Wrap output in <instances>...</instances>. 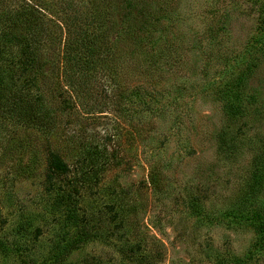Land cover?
Listing matches in <instances>:
<instances>
[{
    "label": "rangeland",
    "instance_id": "374dc122",
    "mask_svg": "<svg viewBox=\"0 0 264 264\" xmlns=\"http://www.w3.org/2000/svg\"><path fill=\"white\" fill-rule=\"evenodd\" d=\"M257 1L182 0L179 26L192 47V75L180 80L189 85L185 91L166 93L156 114L146 109L148 102L138 101L119 112L101 94L99 82L82 79L79 93L63 74L51 71V80L72 104L53 135L0 119V264H55L59 252L68 254L60 264L143 263L122 259L120 250L134 239L112 224L87 242L81 235L82 227L100 224L107 205L125 190L126 204L144 205L139 218L163 250L159 264H264V245L245 222L254 207L264 210V186L255 193L249 189L263 142L256 138L255 145L254 132L245 128L251 141L234 150L226 151L217 140L242 124L225 120L226 83L238 84L251 70L255 76L245 84L244 120L253 127L259 120L264 129V8L255 7ZM25 3L0 0V24L9 8ZM178 82L173 76L167 81L169 86ZM7 97L0 80V103ZM153 120L157 132L147 139V123ZM49 143L78 171L71 180L91 179L90 196L66 203L62 190L47 187L41 163ZM155 163L168 175L163 193L153 192L149 183ZM195 192L208 195L202 216L188 208Z\"/></svg>",
    "mask_w": 264,
    "mask_h": 264
},
{
    "label": "trees",
    "instance_id": "16d2710c",
    "mask_svg": "<svg viewBox=\"0 0 264 264\" xmlns=\"http://www.w3.org/2000/svg\"><path fill=\"white\" fill-rule=\"evenodd\" d=\"M44 1L26 0L25 5H14L0 24V80L9 92V97L5 98L7 103H0V119L8 117L36 127L49 137L53 135L72 104L61 92L59 82L51 80V71L63 74L69 86L79 93L84 92L82 79L99 82L101 94L104 93L119 112H125L128 104L138 101L148 102L145 107L154 114L158 110L156 104L167 99L166 93L180 94L189 86L180 84V80H190L192 75L188 74L192 47L186 43V33L179 26L182 0H52L48 4ZM253 5L264 8V0ZM172 76L179 82L169 86L167 81ZM253 76L255 71L251 70L245 78H239L238 84L227 86L226 83V102L222 105L225 120L245 126H237L233 135L222 133L217 140L226 151L234 150L236 145L251 141V133H243L245 128L254 132L255 145L257 139L263 142L260 157L254 158L250 170L249 189L255 193L264 186V129L259 126L262 124L259 120L254 121L258 127L247 125L249 122L244 119L248 108L243 106L245 84ZM172 87L174 89L170 90ZM259 95L261 99V93ZM147 124L148 139L157 128L154 120ZM135 130L141 137L138 128ZM41 165L47 187L62 190L64 202L72 203L91 195V179L71 180L78 171L74 172L50 143ZM167 177L160 163L151 167L149 183L153 192H165ZM128 194L125 190L120 198L107 205L98 226L82 227L83 242L98 237L112 224L122 235L134 239L120 250L123 260L159 264L163 250L146 233L139 218L144 205L126 204ZM188 201L191 212L202 216L208 195L195 192ZM245 222L255 229L258 243L264 245V210L254 207ZM67 255L57 253L55 264L64 262Z\"/></svg>",
    "mask_w": 264,
    "mask_h": 264
}]
</instances>
